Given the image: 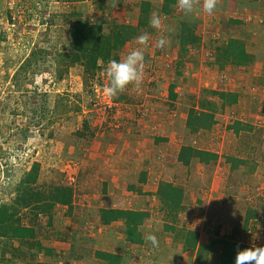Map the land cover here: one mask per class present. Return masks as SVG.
<instances>
[{
    "label": "rangeland",
    "instance_id": "rangeland-1",
    "mask_svg": "<svg viewBox=\"0 0 264 264\" xmlns=\"http://www.w3.org/2000/svg\"><path fill=\"white\" fill-rule=\"evenodd\" d=\"M142 2L150 6L141 25ZM162 3L0 0V204L13 199L33 163L39 164L35 190L45 195L66 185L73 191L71 209L55 206L47 214L22 209L21 223L34 229L35 239H0V264H106L96 252L117 254L122 264H196L195 252L183 248L181 231L197 233L198 242L210 247L201 264H219L222 239L264 246V0H218L212 15L202 11V0L187 14L176 0L163 14ZM153 12L161 17L159 30L149 27ZM76 19L104 35L115 25L132 29L133 37L112 56L117 61L139 47L138 35L149 34L138 87L106 97L107 64L86 77L75 64L55 78L54 54L69 49V27ZM183 23L197 38L186 52L179 46ZM161 36L170 45L157 47ZM229 39L244 43L253 56L249 65L218 66ZM34 55V64L14 79ZM205 90L236 93L237 102L228 106ZM202 99L216 104L214 124L193 134L186 117ZM236 122L251 130L236 134L231 129ZM182 146L217 158L183 166L177 161ZM161 182L183 191L174 220L156 195ZM102 209L146 212L142 244L125 242L122 221L103 224ZM251 213L255 217L246 222ZM147 234L157 237L158 247L144 239ZM36 243L52 249L51 256L36 254Z\"/></svg>",
    "mask_w": 264,
    "mask_h": 264
},
{
    "label": "trees",
    "instance_id": "trees-1",
    "mask_svg": "<svg viewBox=\"0 0 264 264\" xmlns=\"http://www.w3.org/2000/svg\"><path fill=\"white\" fill-rule=\"evenodd\" d=\"M175 0H163L161 11L163 14L169 13L170 5ZM149 4L142 2L140 6L139 24H145L149 12ZM233 7H231V10ZM230 23H238L230 20ZM70 43L69 49L57 51L54 54V64L56 66L55 78L62 79L67 72L68 67L80 64L84 70L85 77L91 75L100 68L101 64H107L109 60H113L114 53L120 50L124 44L133 37L132 29L126 25L113 26L107 35H104L100 27L90 25L76 19L69 27ZM197 42V38L187 23L182 24L179 46L181 52H186V48ZM36 56L31 59L28 57L20 65L14 75L17 78L20 72L26 71L27 67L33 65ZM32 62L30 63V61ZM253 61V56L249 54L244 43L229 39L222 49V53L218 60V66L223 67L228 63L236 67H244ZM205 93L217 97L223 104L231 106L237 102L238 95L236 93L225 91H208ZM170 97L174 99L173 86L169 87ZM216 104L213 101L202 99L199 102V109L189 110L186 117L187 129L195 134L200 130H207L214 124V111ZM231 129L237 134L241 130L249 131V125H241L236 122ZM217 155L191 146H182L177 155V161L183 166H189L192 160H197L201 164L214 162ZM231 168L235 169L236 165L231 163ZM39 172V164L33 163L30 169L24 174L21 181L15 188V196L9 203L0 204V239L18 241L26 243L35 239V231L31 227L24 226L21 223L19 213L22 209L35 207L42 213H49V209L55 206H64L71 209L73 191L70 186L56 185L47 194L35 190ZM144 181V179H142ZM159 202L164 210L174 220L182 209L183 191L168 182H161L156 190ZM37 206V207H36ZM148 214L144 211L123 210V209H102L100 220L103 224L109 225L113 222L122 221L124 225L125 242L130 245L142 244V234L140 227ZM255 213L248 214L245 221L248 222ZM170 230L174 228L169 227ZM183 240V248L188 251L195 252L196 264L206 259L210 253V247L202 245L198 242V234L192 231H181ZM213 244V243H212ZM221 245V254L219 264H235V256L237 246L241 250L250 248L246 245L231 240H219ZM211 246V245H210ZM34 251L38 255L51 256L52 249H49L40 243L34 244ZM97 259L106 264H122L121 257L109 252H96ZM35 264H47L36 262Z\"/></svg>",
    "mask_w": 264,
    "mask_h": 264
},
{
    "label": "clouds",
    "instance_id": "clouds-1",
    "mask_svg": "<svg viewBox=\"0 0 264 264\" xmlns=\"http://www.w3.org/2000/svg\"><path fill=\"white\" fill-rule=\"evenodd\" d=\"M218 0H176V7L184 13H192L198 5H201L202 11L212 15L216 9ZM95 22V21H93ZM162 26V20L158 13L153 12L149 18V27L159 30ZM150 36L147 32L138 35L135 42L139 47L134 48L127 53L121 60H109L105 73L109 79V84L103 88V93L108 98H115L122 93L129 85L138 87L142 83L144 69V47L148 45ZM171 41L161 36L156 41V46L164 48L170 45ZM144 239L149 241L153 247L159 246L157 237L153 234L145 235ZM235 264H264V246L245 248L241 250L239 246L236 249Z\"/></svg>",
    "mask_w": 264,
    "mask_h": 264
}]
</instances>
